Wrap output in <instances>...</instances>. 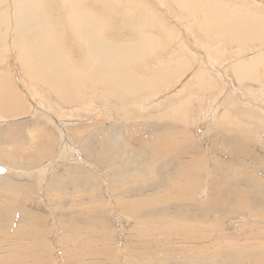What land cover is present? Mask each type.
Segmentation results:
<instances>
[{
    "label": "bare ground",
    "instance_id": "obj_1",
    "mask_svg": "<svg viewBox=\"0 0 264 264\" xmlns=\"http://www.w3.org/2000/svg\"><path fill=\"white\" fill-rule=\"evenodd\" d=\"M157 1L194 20L188 28L191 41L195 48L200 43L206 48L211 67L213 62L227 65L225 72L239 87L258 84L264 124L262 10L225 0ZM157 4L0 0V121L7 124L0 130V163L8 175L14 167L28 177L14 182L0 174V217L5 216L0 219V264H264V149L257 150L264 134L253 142L248 127L257 112L251 106L245 117L238 109L234 115V101L227 108L230 100H224L226 108L217 118L223 131L206 143L209 149L197 143V135L193 140L187 126L194 112L191 104L195 100L205 111L207 98H166L155 115L148 113L152 98L192 64L185 52L193 45L179 46L170 55L160 53L165 44L153 48L182 37L181 26L173 21L168 26V12ZM248 44L259 45L255 53L238 51V56L254 53L249 59L232 61L237 51L223 57L224 51ZM12 60L20 81L4 71L15 68ZM205 68L193 76L194 85L219 93L220 82ZM23 94L42 109V119L22 118L30 114ZM93 107L107 110L111 120L90 115ZM13 117L21 119H8ZM225 122L232 129H224ZM34 152L39 157H29ZM57 158L68 163L55 173L51 167ZM45 160L51 163L45 166ZM92 166L106 170L109 181H99ZM35 185L52 212L54 232L45 213L21 203L37 200L39 193L32 198ZM101 186L129 222L123 244L112 238L115 231L106 219L109 202L99 192ZM236 216L243 219L234 233L225 230L223 222ZM52 233L57 237L54 246Z\"/></svg>",
    "mask_w": 264,
    "mask_h": 264
},
{
    "label": "rangeland",
    "instance_id": "obj_2",
    "mask_svg": "<svg viewBox=\"0 0 264 264\" xmlns=\"http://www.w3.org/2000/svg\"><path fill=\"white\" fill-rule=\"evenodd\" d=\"M139 1L140 0H135V2L136 3H139ZM225 1H230L232 4H235V5H242V3H246V4H248V5H251L252 6V8L254 7V10H262V13H264V0H262V1H260V0H225ZM133 3H134V1H132ZM250 2H252V3H250ZM156 3H158L157 4V6L156 7H159L160 8V10H162V12L164 13V14H166L167 12H168V15H169V18L171 19V20H168V22H166L167 23V25L168 26H170V27H173V25H172V23L170 22V21H173L175 24H178V25H180L181 27V35H182V37L180 36H178L179 38H173L174 36H172V38L173 39H169L167 42H168V44H166L167 42L165 41V42H159L156 46L154 45L153 46V48H155V47H159L160 46V44L161 45H164L163 46V48H161V50H160V53H162V54H171L172 52H173V50H175V49H177L179 46H181L183 49H187L186 48V45L187 46H191V45H193V46H191L192 48H193V50H186V52H185V55L188 57L189 56V60L191 61V63L193 64H190L188 67H187V69H185V70H187V71H183L184 73H181V74H179L178 76H175L174 78L176 79H174L173 78V81L171 82V81H169L168 82V88L166 89V90H163L162 92H160L156 97H154V98H152V104L154 105H152V104H150V105H152L149 109V112L148 113H151V114H153V115H155L158 111H159V107H158V105L161 103V104H163L161 107H163L164 106V101H165V99L166 98H168V99H172V98H175V97H179L180 96V98H179V100L181 99V98H183L182 100H184V99H188L189 97H191L192 95H201L202 97H205V98H207V100H206V102H204V106L205 107H203V108H206L205 109V111L204 110H202V108H201V105H199V106H197L198 105V103H197V101H195L194 99H192V100H194V102L191 104V106H190V110L192 109V111H194L193 112V115H191L190 116V122H188V128L193 132L192 134L193 135H191L192 136V138H193V140H195V138L193 137L194 135H197V139H196V141H197V143H199V141H200V144L202 145V147H204L205 149H209V144H211V142H212V138L214 137V135H215V133L216 132H218L219 130L220 131H223V128H220L219 127V122H218V120H217V118H219V116L221 115V113H222V111H223V109H224V100H230V104H228V106H227V108L229 107V106H231V104H232V102H233V104H234V108H232V112H233V114L234 115H237L236 113H237V109L238 110H240V111H242V113L243 114H241V117H245L244 116V114H245V108H248V110L250 111V109H249V107H251L252 106V110H254V111H256L257 112V115L255 116V118L254 119H252V120H250L251 121V123H253V124H251V125H249L248 127L249 128H251V135H252V137L250 136V140L252 139L253 140V142H256V140L257 141H259V139H258V137H260V136H262L263 134H264V132H263V130H264V124H262V122L261 121H263L262 120V118H259L260 116H261V113L259 112V110H260V108H259V101L261 100V98L259 99V97H258V95H259V87H258V84L257 83H253L252 85H250L249 83H247V84H244V87L246 86V88H244V87H239V83H237L234 79H233V76H232V74L230 75L229 73H226L225 72V69H226V67H227V65H225L224 66V68H222V67H220L219 66V64L218 63H216V62H213V65H212V67H211V63L208 61V58H207V56H208V54L206 53V48H204L203 47V45L200 43V46L198 45L197 46V48H195V45H194V43L192 42L193 41V38H192V36H191V30H189L188 28H190V27H193V25H194V20H192V19H190V17L188 16V14L185 12V11H183V10H180V9H177L176 7L174 8V7H170L169 5V8L168 7H166V8H164L162 5H160V3L156 0ZM245 4V5H246ZM256 4V5H255ZM258 4V5H257ZM260 4H262V5H260ZM244 5V4H243ZM168 8V9H167ZM256 8V9H255ZM170 9V10H169ZM171 13V14H170ZM193 17V16H192ZM191 17V18H192ZM195 17V16H194ZM193 17V18H194ZM165 20V19H164ZM164 23H165V21H163ZM165 23V24H166ZM173 23V24H174ZM193 23V24H192ZM167 26V27H168ZM184 31V32H183ZM185 33V34H184ZM186 36V37H185ZM189 36V37H188ZM186 40L188 41V42H186ZM192 40V41H191ZM173 41H175V43L173 42ZM171 42H172V44H171ZM185 43V44H184ZM191 43V44H190ZM183 44H184V46H183ZM203 44H205V43H203ZM178 45V46H177ZM215 45H217V44H215ZM214 45V46H215ZM257 47H259V45L258 44H255V45H252L251 46V44H248V45H246L245 47H242V48H235L234 47V49H233V47H232V49H229L228 51H224V53H223V57H225V56H229V55H232L233 53H235L236 51H237V53L235 54V56L234 57H232V58H234L232 61H237L238 60V58L240 59H243V57L245 58V59H249L251 56H253L254 55V53L255 52H257ZM166 48V49H165ZM173 48V49H172ZM246 48H248V49H246ZM163 49H164V51H163ZM195 49V50H194ZM242 49L244 50V49H246V52L247 51H250L251 49H253V51L252 52H254L253 54H249V55H242V56H238V55H240V53H238V51L240 50V51H242ZM166 50V51H165ZM194 51V52H193ZM233 51H235V52H233ZM239 51V52H240ZM171 52V53H170ZM233 52V53H232ZM212 53H216V51L214 52V50L212 51ZM206 55V56H205ZM201 56V57H200ZM222 56V55H221ZM250 56V57H249ZM205 58V59H204ZM207 59V60H206ZM13 61V63L15 62L14 60H12ZM230 61H231V59H230ZM195 62V63H194ZM208 64H210V66L208 65ZM229 65H231V64H229ZM205 66H206V68H205ZM13 67H15V68H11L10 70H4V71H6L5 73L6 74H8V76L9 75H12L13 74V78H15V79H17V81H20V77H19V71H18V69H17V66H16V64L14 63L13 64ZM190 68V69H189ZM200 68L202 69V68H205L208 72H210L211 74H212V76H213V78H214V80L215 81H217V83L219 84V82H220V84L219 85H221L220 87L222 88L220 91H219V93H217V91L216 92H213L212 94L210 93H208V92H204L202 89H200V88H197L195 85H194V77H195V75L196 74H198V72L200 71ZM196 69V70H195ZM219 70V71H218ZM194 74V75H193ZM194 76V77H193ZM193 77V78H192ZM220 77H221V79H220ZM184 78V79H183ZM217 79V80H216ZM182 80V81H181ZM262 80H264V79H262ZM188 81V82H187ZM174 82V83H173ZM183 83V84H182ZM187 84H188V86H187ZM190 84V85H189ZM223 84V85H222ZM194 85V86H193ZM256 85V86H255ZM173 86V87H172ZM185 86H187L188 88H186ZM249 86H251L250 88H251V91H249L248 89H249ZM172 87V88H171ZM184 87V88H183ZM195 87V88H194ZM248 87V88H247ZM184 90H183V89ZM186 88V89H185ZM237 88V89H236ZM244 88V89H243ZM183 90V92L180 94L179 92H181ZM188 90V91H187ZM194 90H195V92H194ZM224 91V92H223ZM236 91V92H235ZM193 92V93H192ZM243 92V93H242ZM251 92V93H250ZM26 93V92H25ZM190 93V94H189ZM204 93H206V94H204ZM250 93V94H249ZM253 93V94H252ZM165 94V95H164ZM180 94V95H179ZM188 94V95H187ZM204 96H203V95ZM208 94V95H207ZM225 94V95H224ZM244 94V95H243ZM252 94V95H251ZM24 96H22L21 98L23 99V102L27 105V107L29 108L28 110L30 111L29 113V116H22V118L23 117H28V119H29V117H32V115H33V120H39L38 119V117L39 118H43V114L42 113H40V112H43L42 111V109L41 108H39V106L37 105V103H35V101L33 102V100L32 99H30V97H29V94H23ZM174 95V96H173ZM220 95V96H219ZM229 95V96H228ZM171 96H173V97H171ZM185 96V97H184ZM188 96V97H187ZM222 96V97H221ZM227 96V97H226ZM213 98V99H212ZM257 100H256V99ZM190 99V98H189ZM251 100V102H250V100ZM32 101V102H31ZM156 101L158 102V104L156 103ZM159 101H160V103H159ZM154 102V103H153ZM180 102V101H179ZM249 102V103H248ZM35 103V104H34ZM258 103V104H257ZM157 104V105H156ZM218 104V105H217ZM258 106H257V105ZM36 105V106H35ZM248 105H250V106H248ZM254 105V106H253ZM35 107V108H34ZM232 107V106H231ZM196 108V109H195ZM197 108H199L198 109V111H197ZM226 108V107H225ZM37 109V110H36ZM93 111H90L89 112V114L90 115H93V116H95L97 119H99V117L101 118V119H105L104 117L106 116V122H108V121H110L109 120V115H107V110H104V109H101L100 107H93V108H91ZM31 110H32V112H31ZM103 112H102V111ZM196 110V111H195ZM200 110H201V112H203L202 114L203 115H201V112H200ZM209 111V112H208ZM195 112H197V113H195ZM198 112H199V114H198ZM217 112V113H216ZM103 114V116H101L102 114ZM147 113V114H148ZM220 113V114H219ZM105 114V115H104ZM197 115V117H196V115ZM205 114V115H204ZM214 114V115H213ZM64 115H66V114H64ZM211 115H213V116H211ZM219 115V116H218ZM262 115H264V114H262ZM195 116V117H194ZM209 117V118H208ZM212 117H213V119H212ZM56 118H58V117H56ZM214 118H215V120H214ZM8 119H10L11 121H14V122H18V121H20V119H21V117H20V119H19V117H18V119L17 118H15L14 119V117L13 118H8ZM197 120V121H196ZM200 120V121H199ZM203 120H204V122H203ZM214 120V121H213ZM217 120V121H216ZM242 120H244V121H248V120H246V118H242ZM209 121V122H208ZM13 122V123H14ZM39 122H41V123H44L47 127H49V128H52L53 126L51 125V124H49V123H47L46 122V120H45V122L43 121V120H40ZM193 123V124H192ZM214 123V124H213ZM215 123H218V124H215ZM108 124V123H107ZM126 126H131L132 125V123L131 122H126V123H124ZM203 124H204V126H203ZM7 124H5V123H1V121H0V130H2V129H5V126H6ZM108 126V125H107ZM205 126H207L209 129H207L208 130V134H207V136H205V138H204V134H205ZM211 126V127H210ZM214 127V128H213ZM216 127V128H215ZM223 127H224V129H228V130H230V129H232V123H224L223 124ZM57 129V128H56ZM210 130V131H209ZM213 130V131H212ZM63 132H65V131H63ZM62 132V133H63ZM210 132V133H209ZM212 132V133H211ZM66 133V132H65ZM260 134V135H259ZM65 136V135H64ZM209 136V137H208ZM208 138V139H207ZM206 139V140H205ZM255 139V140H254ZM211 140V141H210ZM195 141V142H196ZM206 143H209V144H207L206 145ZM255 144H257V143H255ZM2 145V144H1ZM4 146H5V144H4ZM61 147V148H59V147ZM62 147H64L62 144H60V145H57V147H56V149H57V151L59 152V154H60V151L62 150ZM252 148H254V145L252 146ZM261 149H264V144H259V147L257 148V150H261ZM12 151V150H11ZM58 152H56L57 153V155L58 156H60L59 154H58ZM34 155H31V156H29V157H35V158H37V157H39V155L37 154V152L35 153H33ZM37 155V156H36ZM57 156V157H58ZM59 158V157H58ZM57 158V160H55L56 162H55V164H52L51 166L53 167H51V170H53V172H55V173H58V172H60L61 170H63V168L65 167V163H68V162H70V165L71 166H74L75 165V162H76V160H75V156H73V157H71V158H69V159H71V160H69L68 159V162L66 161L65 162V160H61V159H58ZM58 160H60V161H58ZM74 160V161H73ZM86 161V160H85ZM47 162H49V163H47ZM51 163V161L50 160H45L44 161V165L45 166H47V164H50ZM62 164V165H61ZM3 166L4 167H6L5 165H3V164H1L0 163V167H2L3 168ZM41 166V165H40ZM207 167H208V170H211L212 171V164H210V162H207ZM7 168V167H6ZM38 168L40 169V167L38 166ZM60 170H59V169ZM8 169V168H7ZM39 169L37 170V168H36V170L35 169H33V170H31L30 172H34V173H36L37 171H39ZM42 169V168H41ZM40 169V170H41ZM91 169L93 170V172H96V173H98L97 174V176H98V179H99V181H101L102 183H106V182H108L109 181V175H108V172L106 171V170H103L102 168H100V167H96V166H92L91 167ZM12 170V172L10 173V175H8V172H5L4 174H6L7 176L6 177H10L11 178V180L12 181H14V182H24V181H27L28 180V177H26V174H23L19 169H17V168H14V167H12L11 169H10V171ZM36 171V172H35ZM53 172H51V173H53ZM104 173V174H103ZM18 174V175H17ZM20 174V175H19ZM207 176H208V178H209V173H205ZM105 176V177H104ZM104 177V178H103ZM104 181V182H103ZM207 184H208V182H207ZM37 187H39V189H37ZM101 188L102 189H99V192L100 193H103V198H104V201L106 202V204L109 202V205H107L108 206V216H106V219L108 220V222L112 225V227H113V229H114V231H115V233H114V235H112V236H114V237H112L113 239H116L117 241H120L122 244H123V241H124V239H125V235H123L124 233H123V231H125V230H128L129 228V222H128V220L126 219V218H124V217H121L120 215H119V212L115 209V207H114V205L112 204V201L110 200L112 197H111V195L109 194V196H108V190H107V187H102L101 186ZM32 190H33V197L32 198H34L36 195H37V193H39V197L37 198V200L35 199V200H33V201H31V202H25V201H23V200H21V203L22 204H26L27 206H28V208H30V209H33V210H36V211H39V212H41L42 214H44L48 219V224L49 225H51L50 226V229H52L53 230V232H54V226H53V223H52V220H51V218H52V212H51V210H49V209H47L46 208V204H47V202L44 200V198L42 197L43 196V190H40V186H38V185H35L33 188H32ZM37 190H39V191H37ZM107 190V191H106ZM106 191V192H105ZM71 191H68V195H69V197H70V199H71V196H73L72 195V192L70 193ZM106 193V194H105ZM106 197H105V196ZM204 198V197H203ZM106 199H107V201H106ZM203 200V199H202ZM71 202H72V200H71ZM69 204H70V201H69ZM47 213V214H46ZM244 216H247L248 218H249V216L246 214V215H244ZM2 218H5V216L4 217H0V219H2ZM229 219L230 220H226L225 222H223V224H222V226H223V228L225 229V230H227V231H229V232H232V233H234L233 231H234V229H235V227H236V222H239L240 220H242L243 218L241 217H232V218H230L229 217ZM127 221V222H126ZM120 222V223H119ZM235 223V224H234ZM118 224V225H117ZM115 226V227H114ZM119 227V228H118ZM124 228V229H123ZM119 229V230H118ZM52 230H51V232H52ZM116 230H117V232H116ZM120 231H122V232H120ZM126 232V231H125ZM119 234H120V236H119ZM49 240H50V242L52 243V245L54 246L56 243H57V237L54 235V233H52L51 235H49ZM55 257H57V255H55V253H54V258ZM9 260H12V258H8ZM8 262H10V264H14V262L13 261H8ZM16 264V263H15Z\"/></svg>",
    "mask_w": 264,
    "mask_h": 264
},
{
    "label": "water",
    "instance_id": "obj_3",
    "mask_svg": "<svg viewBox=\"0 0 264 264\" xmlns=\"http://www.w3.org/2000/svg\"><path fill=\"white\" fill-rule=\"evenodd\" d=\"M3 173H5V170L4 168L0 167V174H3Z\"/></svg>",
    "mask_w": 264,
    "mask_h": 264
}]
</instances>
